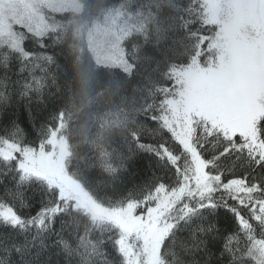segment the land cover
Returning <instances> with one entry per match:
<instances>
[{
    "label": "trees",
    "instance_id": "16d2710c",
    "mask_svg": "<svg viewBox=\"0 0 264 264\" xmlns=\"http://www.w3.org/2000/svg\"><path fill=\"white\" fill-rule=\"evenodd\" d=\"M38 10L43 28L10 20L17 46L0 35V264H126L118 226L99 227L27 176L19 155L5 156L6 144L50 150L58 126L68 178L101 209L132 204L144 213L162 195L182 194L164 211L172 225L157 264H264V112L252 136L169 116L177 72L215 55L218 27L203 0H74ZM241 26L225 89L243 96L264 87V38ZM95 27L120 36L126 69L97 60ZM182 127L196 156L177 137ZM195 157L207 177L186 185Z\"/></svg>",
    "mask_w": 264,
    "mask_h": 264
},
{
    "label": "rangeland",
    "instance_id": "374dc122",
    "mask_svg": "<svg viewBox=\"0 0 264 264\" xmlns=\"http://www.w3.org/2000/svg\"><path fill=\"white\" fill-rule=\"evenodd\" d=\"M203 2L206 18L218 27L214 35L216 42L213 41L215 55L207 59L205 64L195 63L177 72V77L182 78V81L178 83L177 95L172 98L169 116L172 114V118L177 122H183V118L202 116L213 123H220L230 133L237 131L252 136L256 116L264 112V87L249 90L243 98L241 95L230 93L228 88L225 89V85L233 70V49L237 44L236 32L242 27L241 23L247 21L256 39L264 38V0ZM50 3L55 7H64L67 4L74 5V0H0V35L17 46L9 29L10 20L25 19L32 22L34 27L43 28L39 5ZM89 43L97 60L119 65L125 63L120 36L114 31L95 27L90 32ZM121 67L126 69L124 65ZM175 132L182 143L195 154L189 144L187 131L182 127L175 129ZM60 133V126L51 133L47 139L51 146L48 151H20L7 144L4 145L3 151H6V157L19 155L17 157L20 159L21 168L27 176H38L56 187L61 197L65 200L72 199L77 208L88 213L99 227L118 226L126 264H157L159 244L172 225V221L164 216V211L169 205L176 203L182 194H164L157 206L144 213H136L132 204L123 210L101 209L88 198L76 181L68 178L63 168L65 141ZM195 163L194 174L186 185L197 182L200 177H207L201 160L195 157ZM197 172L201 174L195 176ZM5 214L11 221H16L10 212ZM133 242L135 244L132 246Z\"/></svg>",
    "mask_w": 264,
    "mask_h": 264
}]
</instances>
